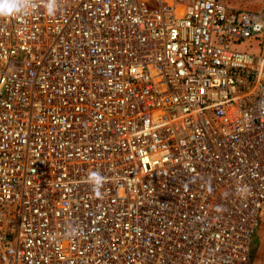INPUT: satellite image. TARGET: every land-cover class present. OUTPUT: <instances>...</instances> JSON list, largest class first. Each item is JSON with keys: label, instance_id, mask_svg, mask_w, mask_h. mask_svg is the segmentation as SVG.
Instances as JSON below:
<instances>
[{"label": "built area", "instance_id": "1", "mask_svg": "<svg viewBox=\"0 0 264 264\" xmlns=\"http://www.w3.org/2000/svg\"><path fill=\"white\" fill-rule=\"evenodd\" d=\"M39 3L0 17V264H253L264 0Z\"/></svg>", "mask_w": 264, "mask_h": 264}, {"label": "clouds", "instance_id": "2", "mask_svg": "<svg viewBox=\"0 0 264 264\" xmlns=\"http://www.w3.org/2000/svg\"><path fill=\"white\" fill-rule=\"evenodd\" d=\"M35 0H0V17H17L27 15L33 9ZM38 6H42L49 16L55 15L58 8V0H40ZM89 182L93 186V192L97 197L101 195L100 188L103 186L104 177L98 172L89 175Z\"/></svg>", "mask_w": 264, "mask_h": 264}, {"label": "rangeland", "instance_id": "3", "mask_svg": "<svg viewBox=\"0 0 264 264\" xmlns=\"http://www.w3.org/2000/svg\"><path fill=\"white\" fill-rule=\"evenodd\" d=\"M259 4L258 1L247 3L242 7H251ZM242 48V46L238 47ZM252 262L253 264H264V220L261 222V225L257 229L252 245Z\"/></svg>", "mask_w": 264, "mask_h": 264}]
</instances>
